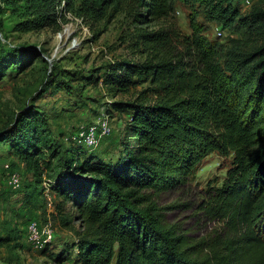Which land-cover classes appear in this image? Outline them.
<instances>
[{"label": "trees", "instance_id": "16d2710c", "mask_svg": "<svg viewBox=\"0 0 264 264\" xmlns=\"http://www.w3.org/2000/svg\"><path fill=\"white\" fill-rule=\"evenodd\" d=\"M182 1L198 3L207 17L241 36L226 44L209 40L194 12L191 34H181L171 20L174 0H0V14L7 9L22 17L16 24L21 31L56 33L68 12L92 30L119 12L133 25L137 57L81 76L105 85L107 114H127L114 159L54 135L37 101L50 86L74 92L79 72L52 62L31 99L0 125V159L14 157L25 170L13 196L45 214L47 182L54 195L51 217L75 235L71 264H264V4L251 0L241 10L233 0ZM166 20L172 25L161 23ZM5 40L0 31V84L11 69L22 73L36 59L45 61L40 48ZM140 81L147 84L136 88ZM212 152L231 156V163L220 186L207 190L197 207L222 225L195 237L167 223L154 196L190 185ZM17 232L5 229L0 245H19ZM67 251L64 246L53 254L57 264Z\"/></svg>", "mask_w": 264, "mask_h": 264}, {"label": "rangeland", "instance_id": "374dc122", "mask_svg": "<svg viewBox=\"0 0 264 264\" xmlns=\"http://www.w3.org/2000/svg\"><path fill=\"white\" fill-rule=\"evenodd\" d=\"M250 1L233 0L241 10H246ZM262 2L264 4V0ZM173 7L171 20H174L175 27L181 34H191L190 19L194 12L195 19L203 25L202 33L209 40L226 44L228 38L241 36L239 31L234 30L235 28H224L217 21L207 17L205 9L196 2L174 0ZM5 10L0 14L2 40L40 48L45 61L36 59L22 73H15L14 69L8 72L0 84V125L4 123L10 110L31 99L34 91L44 80L46 66H51L52 62L57 68L79 72L72 82L73 87L78 88L74 92L50 86L37 101L44 108L54 135L69 145L70 138L74 140L73 136H77L83 127L95 120L102 112H107V104L111 99L101 80L96 84L92 83L93 79L87 81L86 77L81 76H88L93 67L103 66L112 60L137 57L131 47L135 39L133 25L123 12H119L108 21L99 22L96 29L92 30L85 22L80 24L76 21L72 17L74 14H71L65 22L70 25V32L59 37L57 32L49 28L21 31L17 29L16 24L22 20V17L16 12ZM161 23L166 26L172 25L171 22L168 24V20ZM178 48L181 49V46ZM48 59H51L50 63ZM103 72L101 70L96 76L100 77ZM146 84V81H140L136 88ZM127 96L128 94H119L116 98ZM107 115L110 131L94 151L104 159L110 157L114 159L117 149H120L119 144L127 114L109 112ZM0 150L4 151V148L1 147ZM7 157L0 159V234H3L5 229L14 227L18 230L20 238L17 246L12 243L0 245V264H57L53 254L64 246L68 249V258L63 264H71L76 251V247H70L75 240L73 230L61 227L58 219H53L51 215L54 239L47 243L46 247H34L24 238L28 219L32 217L43 224L46 215L39 210L33 211L24 207L20 202V196L17 194L13 196L12 191L15 189L8 183L9 170L5 164L10 162V172H16L20 177L25 176V170L19 160L10 156V159H7ZM230 163L231 156L212 152L199 163L190 185L154 196L155 204L165 221L169 224L175 223L179 228L188 229L195 237L209 236L214 230L219 229L222 222L200 213L197 203L212 186H220ZM75 224L77 226L76 222Z\"/></svg>", "mask_w": 264, "mask_h": 264}, {"label": "built area", "instance_id": "2783aa9c", "mask_svg": "<svg viewBox=\"0 0 264 264\" xmlns=\"http://www.w3.org/2000/svg\"><path fill=\"white\" fill-rule=\"evenodd\" d=\"M67 17H71V13L68 12ZM76 21L82 24L83 20L81 17L72 16ZM70 25L64 23L61 30L57 32V35L61 37L63 34L70 32ZM75 40H73L74 42ZM110 131L108 122V115L101 113L95 120L83 127L77 134L73 136L74 140L86 147L96 148L100 141ZM20 175L16 172L8 175V183L13 187H17L20 184ZM46 186L45 194L47 199V209L45 213V222L39 223L38 220L33 219L27 225L26 240L31 243L34 247L43 248L47 243L54 239V232L52 230L51 212L53 211V196L52 191L47 186V182L44 183Z\"/></svg>", "mask_w": 264, "mask_h": 264}, {"label": "water", "instance_id": "95a60500", "mask_svg": "<svg viewBox=\"0 0 264 264\" xmlns=\"http://www.w3.org/2000/svg\"><path fill=\"white\" fill-rule=\"evenodd\" d=\"M48 60H49V62H51V61H50L51 59H48Z\"/></svg>", "mask_w": 264, "mask_h": 264}]
</instances>
